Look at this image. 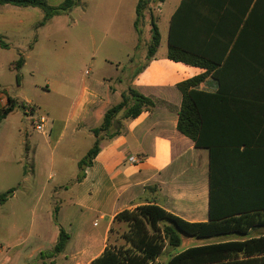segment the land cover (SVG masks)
I'll list each match as a JSON object with an SVG mask.
<instances>
[{
    "label": "crops",
    "instance_id": "crops-1",
    "mask_svg": "<svg viewBox=\"0 0 264 264\" xmlns=\"http://www.w3.org/2000/svg\"><path fill=\"white\" fill-rule=\"evenodd\" d=\"M138 2L139 0H135L133 9L130 5L128 11L129 23L133 29L131 31H136ZM181 2L182 0H151L149 4L152 14L155 8H158L160 15L164 14L165 9L169 10L166 17L164 16L168 23L167 50L171 19ZM7 7L24 8L6 5L0 9ZM252 7L251 0H207L204 12L205 29L212 34L220 33L221 36L208 39L206 46L219 50L227 48L228 55L232 49L240 50L244 47L247 41H238L235 34L244 30V23L251 15ZM252 15L255 20L253 19L246 31L253 33L259 28L260 14ZM193 18L195 25L188 23V26L197 30L201 23L197 20V14L193 13ZM157 27L161 43L163 35L159 25ZM0 36L4 39L6 37L3 33ZM249 45L250 42L247 46ZM167 54L168 51L164 57L154 56L150 60L147 57L145 60L136 59L129 55L125 66L120 64L117 69L123 72V76L116 78L115 86L111 85L113 77H102L103 81L88 80L79 89L76 102L70 107L59 130L55 122L49 127L51 135L58 130L57 142L68 136L72 145L76 146V149L67 154L76 166L74 179L63 183L64 190L72 192L75 198L71 203V209H75V213L68 223L70 233L65 231L63 223L58 222V234L49 236L52 247L45 249L47 252L52 251L60 233L64 231L69 235L64 251L49 257L52 259L49 263L40 259L32 264H91L104 252L108 244L117 248L129 247L130 244L122 238V230H127L128 224L116 222L115 217L123 211H132L143 205H158L190 223L209 221V151L197 148L190 138L178 130L179 111L183 102L178 85L203 74L206 70L172 61L168 59ZM255 63L252 58H243L240 53H236V57L231 60L233 65L229 71L230 78L239 79L242 77V66H254ZM86 75H90V72L86 71ZM200 89L215 92L218 83L210 75L201 84ZM130 90L151 99L154 107L143 110L136 118H126V109H123L114 119L112 128L99 135L100 152L83 171V178L78 179V164L96 141L92 129L102 125L106 112L118 105L123 94H129ZM14 99L19 102L28 101ZM81 150L77 157L76 152ZM96 220L99 221L98 224ZM86 225L93 227V230L87 231ZM41 230L39 225L31 234L47 239V236H42ZM251 233H254L252 237L264 235V227L256 228ZM248 236L218 237H225L226 240L222 242H227L251 238ZM216 243L221 242L191 247ZM174 249L167 247L166 251L169 250L170 254L166 260H162L163 254L157 261L167 262L169 256L175 254ZM43 250V246L38 247L39 258H43V253H47ZM9 257L8 254L5 255V259ZM14 264H18V261Z\"/></svg>",
    "mask_w": 264,
    "mask_h": 264
},
{
    "label": "trees",
    "instance_id": "trees-1",
    "mask_svg": "<svg viewBox=\"0 0 264 264\" xmlns=\"http://www.w3.org/2000/svg\"><path fill=\"white\" fill-rule=\"evenodd\" d=\"M79 1L65 0L64 6L52 9L45 0H0V7L39 8L45 13V21H48L62 12H68ZM150 1L139 0L136 27L144 12H149L153 18ZM251 1L253 7L244 23V30L235 34L238 41L247 43L240 50L232 49L229 55L227 48L219 50L206 46L208 39L221 36L205 29L207 0H182L171 19L168 59L206 70L178 85L183 95L178 130L197 148L209 151V221L190 223L155 204L123 211L115 217V221L128 224L129 229L122 238L130 246L117 248L108 244L91 264H264V235L190 247L181 253L171 254L167 262L157 261L167 247L181 245V234L197 238L246 237L256 228L264 227V0ZM193 13L197 14L201 23L197 30L188 26V23L195 25ZM257 13L260 14L258 30L253 33L246 31L255 20L252 14ZM160 41V32L153 20L148 60L155 56ZM0 47H9L1 36ZM236 53L256 62L254 66H242V77L239 79L229 75L233 65L231 60ZM24 64L25 59L20 57L15 68L20 70ZM210 75L218 83L215 92L200 89ZM20 79L18 74V83ZM23 107L24 102L10 98L7 109L0 112V122L16 108L23 110ZM153 107L151 99L132 90L123 94L122 101L106 112L102 125L92 129L96 141L78 164V179L83 178V171L100 152L99 135L112 128L114 119L123 109H126V118H136L143 110ZM12 194L13 190H10L0 195V204H5ZM68 240L69 235L62 231L54 249L43 253V257L62 253Z\"/></svg>",
    "mask_w": 264,
    "mask_h": 264
},
{
    "label": "rangeland",
    "instance_id": "rangeland-1",
    "mask_svg": "<svg viewBox=\"0 0 264 264\" xmlns=\"http://www.w3.org/2000/svg\"><path fill=\"white\" fill-rule=\"evenodd\" d=\"M45 1L57 9L64 6L65 0ZM134 3L135 0H80L68 12L48 21L39 8L0 9V34L6 35L4 40L9 44L8 48L0 47V93L30 101L49 120L46 136L34 129L21 108L0 122V195L13 190L8 201L0 204V264H32L40 259L49 263L51 258H39L38 247L43 246L44 252L52 247L49 236L58 234V222L70 233L68 223L75 213L71 209L75 198L64 190L63 183L74 179L76 166L67 154L76 146L68 136L59 142L56 138L79 89L90 79L103 81L102 77H113L111 85L115 86L116 78L123 76L117 69L120 64L125 66L129 55L145 60L153 20L163 35L155 56L166 55L168 23L164 16L168 8L161 15L155 8L153 18L144 12L136 31H131L128 11ZM20 57L25 64L17 70ZM54 122L59 127L51 135L49 127ZM39 225L47 239L31 234ZM90 229L93 227L86 225V230ZM181 236L182 243L175 253L226 240L218 236ZM169 254L167 250L162 260Z\"/></svg>",
    "mask_w": 264,
    "mask_h": 264
},
{
    "label": "built area",
    "instance_id": "built-area-1",
    "mask_svg": "<svg viewBox=\"0 0 264 264\" xmlns=\"http://www.w3.org/2000/svg\"><path fill=\"white\" fill-rule=\"evenodd\" d=\"M9 100L10 97L0 93V112H3L7 109L9 106ZM23 112L26 117H29V121L37 132L43 135L48 133L47 124L49 120L45 115L40 114L39 108L37 106L29 101H26L24 102ZM131 160L134 159L131 158Z\"/></svg>",
    "mask_w": 264,
    "mask_h": 264
}]
</instances>
